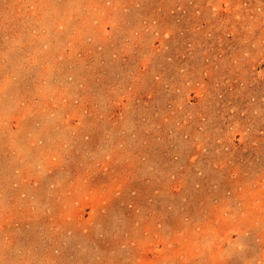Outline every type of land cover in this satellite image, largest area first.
I'll return each instance as SVG.
<instances>
[{"label": "rangeland", "instance_id": "rangeland-1", "mask_svg": "<svg viewBox=\"0 0 264 264\" xmlns=\"http://www.w3.org/2000/svg\"><path fill=\"white\" fill-rule=\"evenodd\" d=\"M0 264H264V0H0Z\"/></svg>", "mask_w": 264, "mask_h": 264}]
</instances>
